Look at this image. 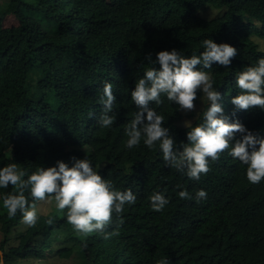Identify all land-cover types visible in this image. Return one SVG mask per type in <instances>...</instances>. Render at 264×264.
<instances>
[{"label": "trees", "instance_id": "16d2710c", "mask_svg": "<svg viewBox=\"0 0 264 264\" xmlns=\"http://www.w3.org/2000/svg\"><path fill=\"white\" fill-rule=\"evenodd\" d=\"M209 10L217 12L203 15ZM204 39L237 50L229 66H197L212 74L223 115L264 138V110L231 103L240 94L236 75L264 58V0H8L0 7V168L16 163L31 174L87 157L116 190L137 197L125 206L119 227L114 214L104 232L81 238L59 211L38 214L34 227L20 213L9 218L2 198L14 190L0 189L3 264L68 263L73 255L71 264H157L164 258L169 264H264V180L249 183L246 165L227 152L209 162L206 175L189 180L143 141L125 147V127L138 111L131 91L148 67L160 68L146 57L156 61L158 52L173 49L185 58L199 55ZM105 82L115 96L110 128L98 122ZM202 95L197 92L191 112L165 96L161 105H149L165 117L178 150L190 130L184 122L202 123L210 106ZM200 190L207 198L196 202ZM180 191L193 198L181 199ZM154 193L169 201L161 212L151 207Z\"/></svg>", "mask_w": 264, "mask_h": 264}, {"label": "clouds", "instance_id": "9594fccd", "mask_svg": "<svg viewBox=\"0 0 264 264\" xmlns=\"http://www.w3.org/2000/svg\"><path fill=\"white\" fill-rule=\"evenodd\" d=\"M202 48L199 55L193 53L189 58L175 49L158 52L156 61H152L150 55L146 57L149 65L158 63L160 68L148 67L131 91V101L138 111L125 127V147L131 150L143 141L149 150H159L166 166L174 168L189 180H199L206 175L211 170L209 162L219 160L227 152L246 165L247 181L259 184L264 180V138L247 131L239 121L229 122L218 103L221 94L213 86L212 74L197 68L210 69L213 63L229 66L237 50L211 39H204ZM235 84L240 90V94L231 99L236 109L247 111L257 107L264 110V58L239 72ZM112 89L111 83L103 84L100 98L102 114L98 121L103 128H110L115 121ZM198 91L203 94L201 99L210 102V106L203 112L202 123L192 126L190 122H184V127L190 130L186 133L187 143H182V150H178L169 129L163 126L165 117L149 105H161V97L165 96L180 110L191 112L195 109ZM236 133L242 134L241 138L232 143ZM72 161L71 167L57 161L55 167H38L31 174L20 169L16 163L0 168V189L11 186L14 190L2 198V208L8 217L14 218L20 213L22 222L34 227L38 219L36 202L54 201L57 211L66 214L68 224L81 238L104 232L112 224L114 214L119 227L123 223L120 217L125 206L134 205L136 195L130 189L116 190L110 180L98 174L87 157H72ZM178 196L181 199L193 198L187 191H180ZM206 198L204 190L195 194L196 202ZM149 200L156 212H161L169 203L160 193L152 194ZM48 223H52L51 219ZM0 264H3V253H0ZM157 264H169V261L164 258Z\"/></svg>", "mask_w": 264, "mask_h": 264}, {"label": "rangeland", "instance_id": "374dc122", "mask_svg": "<svg viewBox=\"0 0 264 264\" xmlns=\"http://www.w3.org/2000/svg\"><path fill=\"white\" fill-rule=\"evenodd\" d=\"M8 0H0V7L5 6V4L7 3ZM217 11L215 10H209V12L207 13L206 11L203 12V15L206 14L208 17L215 15ZM32 15V14H30ZM32 17L39 19V16L37 15H32ZM262 48H264V41L261 42ZM188 121V120H187ZM4 210V209H3ZM6 211V210H4ZM3 212V211H2ZM53 212H57V209L55 208V203L53 202H39V204H37V214H51ZM21 229V228H20ZM60 235H64L65 234V230L64 229H60L59 230ZM55 234V232H54ZM48 261H42V262H34V264H48L50 262L49 259H47ZM79 260V259H78ZM64 260L63 259H59L56 261V263H60V264H71L72 262L76 263L77 259L74 257V255L72 256L71 259H69L68 263H63Z\"/></svg>", "mask_w": 264, "mask_h": 264}, {"label": "water", "instance_id": "95a60500", "mask_svg": "<svg viewBox=\"0 0 264 264\" xmlns=\"http://www.w3.org/2000/svg\"><path fill=\"white\" fill-rule=\"evenodd\" d=\"M1 253V252H0Z\"/></svg>", "mask_w": 264, "mask_h": 264}]
</instances>
